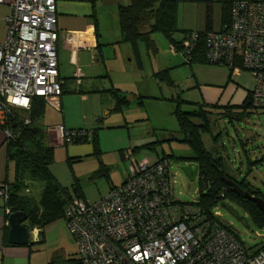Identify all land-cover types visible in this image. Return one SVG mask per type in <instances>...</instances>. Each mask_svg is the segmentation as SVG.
Here are the masks:
<instances>
[{
	"label": "rangeland",
	"instance_id": "rangeland-1",
	"mask_svg": "<svg viewBox=\"0 0 264 264\" xmlns=\"http://www.w3.org/2000/svg\"><path fill=\"white\" fill-rule=\"evenodd\" d=\"M113 1L128 3V0ZM210 1L213 25L217 27L228 0ZM106 8L109 12L106 25L112 29L113 18L118 22L113 13L116 9L110 5ZM205 12V1L179 0L176 14L179 31L175 37L204 28ZM152 37L157 52L143 41L136 46L126 43L128 54L106 59L108 74L97 73L92 84L84 83L86 99L82 100L74 92V85H70L62 96L63 113L46 108L45 127L63 124L69 132L87 131L97 140L94 148L91 140L61 143L56 131L50 134V143L55 146L49 168L57 184L71 189L76 183L81 198L94 202L126 179L130 164L135 165L143 157L155 160L166 156L174 181V198L197 204L199 177L190 180L182 169L191 162L194 150L180 128L177 112L196 113L204 109L211 121V132H200L203 146L213 156L222 157L229 176L248 184L264 198V108L246 105L247 88L229 67L204 61L189 64L181 54L173 56L162 33H152ZM167 58H175L172 60L180 61L179 66L183 67L171 73L175 84L159 82L152 72L153 67L164 64ZM240 74L244 81L252 80L249 71L241 70ZM191 121L201 123L196 116ZM12 172L13 163L9 165L10 177ZM29 186L27 195L38 201L42 185L32 182ZM223 202L224 205L214 207L222 223L230 226L248 247L264 242V226L253 219L242 202L229 197ZM42 230V242L34 245L41 256L55 260V264H80L65 215L45 224Z\"/></svg>",
	"mask_w": 264,
	"mask_h": 264
},
{
	"label": "built area",
	"instance_id": "built-area-1",
	"mask_svg": "<svg viewBox=\"0 0 264 264\" xmlns=\"http://www.w3.org/2000/svg\"><path fill=\"white\" fill-rule=\"evenodd\" d=\"M57 1L0 0L11 6L0 41V124L7 140L13 136L5 122L13 109L28 110L34 96L56 105L63 92ZM201 39L206 63L225 65L233 74L251 73L250 103L264 108V0L235 1L229 25L207 31L203 38L198 31H187L179 48H169L188 63ZM74 79L78 90V68ZM55 131L61 143L88 134L69 132L63 124ZM173 182L168 159L151 162L143 157L129 165L120 185L97 201L70 193L63 209L81 264H264V242L248 247L222 223L218 210L209 214L198 203L174 198ZM8 193V182H1L5 203ZM5 211L10 213L8 207Z\"/></svg>",
	"mask_w": 264,
	"mask_h": 264
},
{
	"label": "trees",
	"instance_id": "trees-1",
	"mask_svg": "<svg viewBox=\"0 0 264 264\" xmlns=\"http://www.w3.org/2000/svg\"><path fill=\"white\" fill-rule=\"evenodd\" d=\"M184 1L206 2L205 28L203 31H198L201 34V38H203L207 31L212 30L211 1ZM235 1L237 0L227 1V6L221 15V28L229 25L231 8ZM178 2L179 0H128L127 4L118 3L117 13L121 41L133 46H136L138 41H143L156 52L155 42L151 35L152 33L159 32L166 37L169 44H173L176 48H179L181 38L176 39L175 37V33L179 31L176 24ZM204 51V42L201 39L195 54L188 63L205 62ZM153 75L159 82L173 83L168 69L155 71ZM121 100L126 102L124 99ZM245 102L246 105H251L250 92H248ZM44 107L45 100L40 96H34L31 98L28 110H23L25 112L22 114L16 110L17 108L13 109L5 122V126L9 128L13 136L7 140V144L8 160L14 166L13 181H6L9 185V193L5 207H8L10 212L24 211L27 214L28 224L41 229L45 224L58 219L62 215L64 216L63 206L65 198L70 193L82 197L76 183L72 184L71 189L61 187L57 184L50 171L49 167L53 162L54 147L48 142L47 129L38 123L44 114ZM192 116L198 117L201 123H193L191 121ZM25 119H28L29 122L26 123ZM177 119L181 130L186 136V140L194 150V157L191 162L198 165L197 176L201 185L200 200L198 201L200 209L210 214L212 208L219 204L224 205V199L229 197L242 202L251 213L253 219L261 226H264V213L259 210L254 202L245 199L242 194L237 195L232 192L230 185L221 179L220 171L226 177L237 182L242 190H247L255 196L259 195L253 192L248 184H245L243 181H237L229 176L224 170L222 157L213 156L201 142L200 132H211V121L208 119V112L204 111V109L196 113L178 111ZM88 140H91L94 148L97 147L95 135L90 137L89 134H86L71 138L73 142ZM160 159L168 158L161 156ZM32 182L42 185L40 198L36 202L32 197L27 195L30 192L29 185ZM25 189H29V191L26 192ZM40 236L42 242V232ZM78 261L81 264L79 259ZM49 264L55 263L49 262Z\"/></svg>",
	"mask_w": 264,
	"mask_h": 264
},
{
	"label": "crops",
	"instance_id": "crops-1",
	"mask_svg": "<svg viewBox=\"0 0 264 264\" xmlns=\"http://www.w3.org/2000/svg\"><path fill=\"white\" fill-rule=\"evenodd\" d=\"M109 5L111 9L115 6L116 11H113V13H115V19H118V13H116L118 4L113 0L57 1L56 15L57 29L59 33L57 60L59 77L64 81L63 92L57 100L56 105H51L45 102L44 114L38 121L39 125L44 126L43 119L45 117L46 108H50L58 113H63L62 96L65 89H68L70 85H74V92L79 93L82 100L86 99L87 94L84 93L82 89L84 83L92 84L93 76L97 73L102 72L104 74H108L109 71L106 59H117L122 53L128 54L127 44L121 41L119 19L118 22H116L113 18V22H111L110 17V22L113 26L112 29L106 25L108 24L107 13H109L107 12L106 7ZM10 12L11 6L8 2L0 3V41L4 40L6 34V24L4 18L9 15ZM204 28H199L197 31H203ZM220 28L221 23L217 27H214L212 23L213 30H219ZM181 36L176 37V39H180ZM157 51L156 47V52ZM176 54L177 53H173V56H178ZM172 59L175 58H167L164 64L159 66L157 64V66L152 68V72L154 73L158 70L168 69L171 76L172 72L183 69L182 66H179L180 61H173ZM77 68L81 73V81L78 85V90L76 89V85L74 83V73ZM235 75L239 76V83L242 86H245L248 92H251L253 79L250 82H246L243 80L240 72L235 73ZM173 83L175 84L174 79ZM23 112L21 113L23 114ZM56 126L54 128L44 126L47 129L49 144H51L50 134L55 132ZM52 146L54 147L55 145ZM159 159L160 157H157L155 160H149L151 162H155ZM11 163L12 162L8 160V144L4 127L0 124V183L7 180L13 181L14 166L12 176H9V165ZM5 208L4 200L0 198V264H41L42 261L44 264L45 262L46 264H49V262L55 263V260L50 259V261H48L49 258L41 256L40 250L34 246L36 243H40L41 241L30 245L10 244L7 241L9 222L8 214L6 213ZM26 223L28 224V222Z\"/></svg>",
	"mask_w": 264,
	"mask_h": 264
},
{
	"label": "water",
	"instance_id": "water-1",
	"mask_svg": "<svg viewBox=\"0 0 264 264\" xmlns=\"http://www.w3.org/2000/svg\"><path fill=\"white\" fill-rule=\"evenodd\" d=\"M185 174L190 180H194L198 175V165L194 162H188L182 167ZM221 179L230 185L231 191L237 195H243V197L249 201L254 202L259 210L264 213V198L250 194L247 190H242L237 182L226 177L222 171H220ZM9 230L7 234V241L10 244L17 245H30L35 242L41 241L40 233L42 229L30 224H27V214L24 211H13L8 215ZM246 224V222H243Z\"/></svg>",
	"mask_w": 264,
	"mask_h": 264
}]
</instances>
